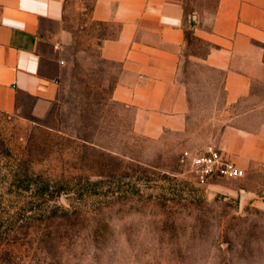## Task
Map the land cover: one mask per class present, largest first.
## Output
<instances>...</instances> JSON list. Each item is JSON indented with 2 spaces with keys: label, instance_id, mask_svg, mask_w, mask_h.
I'll return each mask as SVG.
<instances>
[{
  "label": "rangeland",
  "instance_id": "1",
  "mask_svg": "<svg viewBox=\"0 0 264 264\" xmlns=\"http://www.w3.org/2000/svg\"><path fill=\"white\" fill-rule=\"evenodd\" d=\"M187 1L204 16L219 0ZM93 2L67 0L58 99L0 110V264H264V161L238 165L222 146L232 122L264 128V83L237 105L195 94L187 133L147 136L95 66L120 27L93 20ZM210 147L244 175L211 170Z\"/></svg>",
  "mask_w": 264,
  "mask_h": 264
},
{
  "label": "crops",
  "instance_id": "2",
  "mask_svg": "<svg viewBox=\"0 0 264 264\" xmlns=\"http://www.w3.org/2000/svg\"><path fill=\"white\" fill-rule=\"evenodd\" d=\"M187 2H93V20L120 27L101 42L95 66L112 81L111 100L132 111L134 125L150 137L187 133L195 94L221 93L237 105L264 83V0H219L204 16H188ZM66 10L67 0H0L1 111H19L33 99L39 114L41 104L58 99L73 40ZM189 35L207 47L193 52ZM236 127L232 122L223 136L226 153L238 165L264 161V128Z\"/></svg>",
  "mask_w": 264,
  "mask_h": 264
},
{
  "label": "built area",
  "instance_id": "3",
  "mask_svg": "<svg viewBox=\"0 0 264 264\" xmlns=\"http://www.w3.org/2000/svg\"><path fill=\"white\" fill-rule=\"evenodd\" d=\"M195 16H191L192 23L194 22ZM211 156L208 158H205L208 163H210L209 168L213 170L214 165H217L218 169L222 173H233L236 176H242L244 175V172L239 169L233 161L228 160L227 158H224V155L216 151L214 148L210 147Z\"/></svg>",
  "mask_w": 264,
  "mask_h": 264
},
{
  "label": "trees",
  "instance_id": "4",
  "mask_svg": "<svg viewBox=\"0 0 264 264\" xmlns=\"http://www.w3.org/2000/svg\"><path fill=\"white\" fill-rule=\"evenodd\" d=\"M189 38H190V35H189Z\"/></svg>",
  "mask_w": 264,
  "mask_h": 264
}]
</instances>
